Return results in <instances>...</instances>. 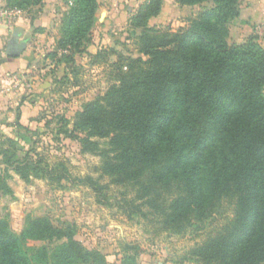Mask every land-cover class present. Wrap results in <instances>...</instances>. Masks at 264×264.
<instances>
[{"label":"trees","instance_id":"obj_1","mask_svg":"<svg viewBox=\"0 0 264 264\" xmlns=\"http://www.w3.org/2000/svg\"><path fill=\"white\" fill-rule=\"evenodd\" d=\"M43 2L6 1L24 11ZM175 2L200 11L169 32L149 26L164 0L142 5L131 19L140 30L141 56L112 51L115 82L83 106L72 130L61 118L60 134L101 158L100 178L81 179L99 204H108L111 185L131 189V198L122 194L120 207L128 218L155 225L160 234L206 232L180 264H264V47L257 35L242 44L229 42L241 0ZM70 3L57 50L66 63H75L74 56L88 50L100 5ZM1 156L7 165L0 173L3 196L14 198L11 168L27 184L54 178L55 171L41 161H14L16 152L8 149ZM77 233L73 224L56 227L48 218H28L18 234L1 218L0 264H109L101 251L77 240ZM141 253L128 244L122 264H138Z\"/></svg>","mask_w":264,"mask_h":264},{"label":"rangeland","instance_id":"obj_2","mask_svg":"<svg viewBox=\"0 0 264 264\" xmlns=\"http://www.w3.org/2000/svg\"><path fill=\"white\" fill-rule=\"evenodd\" d=\"M6 1L0 0V7L20 10L37 22L28 35L24 34L29 49L26 53L32 54L35 68L30 73L8 71L0 77V150L15 151L14 161H41L42 167L55 172L54 178L33 179L27 184L11 168L8 184L14 198L0 194V219L7 217L18 234L28 218H48L56 227L76 225V239L89 249L101 251L109 264L123 263L128 244L142 249L138 264H180L179 259L201 242L206 232L160 234L155 225L128 218L120 207L124 205L122 194L131 198V189L111 185L108 204H99L96 194L81 179L100 178L101 158L84 153L78 141L60 134L65 124L61 118L69 121L67 127L72 130L83 106L103 96L115 82L112 64L117 55L112 51L125 57L141 56L136 44L140 30L134 29L131 19L149 0H98L91 42L84 54L74 56L75 63H66L64 52L57 50L63 16L72 7L70 0H44L31 11L8 7ZM199 11L198 7L164 0L161 14L150 19L149 26L176 32ZM12 34V29L0 28V66L7 58L6 45ZM252 35L259 36L264 47V0H241L240 16L230 24V44L245 43ZM29 37L36 40L31 43ZM3 159L1 156L0 173L7 168ZM63 175L65 179L59 180ZM109 182L108 178L100 179L102 185ZM210 230L208 227L206 231Z\"/></svg>","mask_w":264,"mask_h":264},{"label":"crops","instance_id":"obj_3","mask_svg":"<svg viewBox=\"0 0 264 264\" xmlns=\"http://www.w3.org/2000/svg\"><path fill=\"white\" fill-rule=\"evenodd\" d=\"M243 13V12H242ZM37 19L34 20V18H30L29 14L26 16H23L21 19L18 20L16 28H22L24 30V34L28 35L30 30L36 26ZM5 30V29H3ZM7 33V31H5ZM32 36V35H31ZM36 37H40L35 34ZM31 43H33L36 38H31ZM27 49L26 51H28ZM24 52L23 55H21L18 58H5L2 61V65L0 66V77L3 75V73L12 71V72H27L30 73L32 69L35 68V63L32 59V54ZM119 264V263H118Z\"/></svg>","mask_w":264,"mask_h":264},{"label":"water","instance_id":"obj_4","mask_svg":"<svg viewBox=\"0 0 264 264\" xmlns=\"http://www.w3.org/2000/svg\"><path fill=\"white\" fill-rule=\"evenodd\" d=\"M28 41L24 39V30L17 27L7 42L5 53L10 58H17L27 50Z\"/></svg>","mask_w":264,"mask_h":264},{"label":"built area","instance_id":"obj_5","mask_svg":"<svg viewBox=\"0 0 264 264\" xmlns=\"http://www.w3.org/2000/svg\"><path fill=\"white\" fill-rule=\"evenodd\" d=\"M23 16L24 13L20 10L0 7V28L14 31L18 20Z\"/></svg>","mask_w":264,"mask_h":264}]
</instances>
